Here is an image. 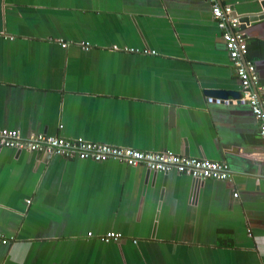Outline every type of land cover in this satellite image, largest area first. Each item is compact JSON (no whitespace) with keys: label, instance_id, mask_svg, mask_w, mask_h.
<instances>
[{"label":"crops","instance_id":"0c3cea01","mask_svg":"<svg viewBox=\"0 0 264 264\" xmlns=\"http://www.w3.org/2000/svg\"><path fill=\"white\" fill-rule=\"evenodd\" d=\"M255 1L227 3L241 18ZM241 30L264 87V22ZM240 93L208 0H0V129L232 172L199 183L0 149V264H264L258 122L249 106L209 102Z\"/></svg>","mask_w":264,"mask_h":264},{"label":"built area","instance_id":"2783aa9c","mask_svg":"<svg viewBox=\"0 0 264 264\" xmlns=\"http://www.w3.org/2000/svg\"><path fill=\"white\" fill-rule=\"evenodd\" d=\"M212 5L213 18L222 31L225 48L235 66L241 83V97L233 100L209 98L211 104L230 105L235 102L249 106L259 125V134L264 141V87L260 84L257 65L248 59L249 44L242 32V23L233 18L234 8L227 3L230 0H208ZM227 3V4H225ZM63 48L68 44L62 43ZM85 50H90V44H84ZM148 53V51H145ZM10 148L18 151L35 153L42 157L58 156L65 159L78 158L95 162L115 160L130 167L145 165L152 172H171L176 170L181 174L191 176L194 180L229 181L232 178L230 166L227 163L210 162L169 153H148L126 147L111 146L103 143H93L83 139H66L34 134L23 136L19 130L0 129V149ZM238 197V194H234ZM93 235L89 234L91 238ZM122 234L108 232L101 236L105 243L120 242ZM8 244L7 240H2Z\"/></svg>","mask_w":264,"mask_h":264},{"label":"water","instance_id":"95a60500","mask_svg":"<svg viewBox=\"0 0 264 264\" xmlns=\"http://www.w3.org/2000/svg\"><path fill=\"white\" fill-rule=\"evenodd\" d=\"M247 12L241 18H238L243 25L249 26L251 23L264 22V0H257L254 3L247 4ZM241 93L238 94V97ZM201 183L202 181L196 180Z\"/></svg>","mask_w":264,"mask_h":264},{"label":"bare ground","instance_id":"6f19581e","mask_svg":"<svg viewBox=\"0 0 264 264\" xmlns=\"http://www.w3.org/2000/svg\"><path fill=\"white\" fill-rule=\"evenodd\" d=\"M240 97H241V96H240ZM240 97H238V98H240ZM238 98H237V99H238ZM224 100H225V99H224Z\"/></svg>","mask_w":264,"mask_h":264}]
</instances>
